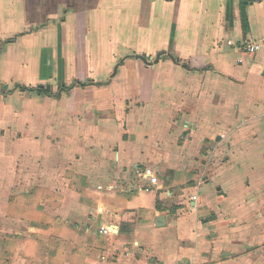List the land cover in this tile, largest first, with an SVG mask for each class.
<instances>
[{
  "label": "crops",
  "instance_id": "obj_1",
  "mask_svg": "<svg viewBox=\"0 0 264 264\" xmlns=\"http://www.w3.org/2000/svg\"><path fill=\"white\" fill-rule=\"evenodd\" d=\"M263 36L264 0H0V264H264Z\"/></svg>",
  "mask_w": 264,
  "mask_h": 264
},
{
  "label": "built area",
  "instance_id": "obj_2",
  "mask_svg": "<svg viewBox=\"0 0 264 264\" xmlns=\"http://www.w3.org/2000/svg\"><path fill=\"white\" fill-rule=\"evenodd\" d=\"M227 44L232 45L231 42H227ZM261 46H264V36L261 37L259 41H243L240 43L239 48L244 52L253 54L257 52ZM262 76L264 77V70ZM144 174L148 176L150 184L155 185L157 183V177L149 169L145 170ZM100 231L103 233L106 232L104 228H100Z\"/></svg>",
  "mask_w": 264,
  "mask_h": 264
},
{
  "label": "trees",
  "instance_id": "obj_3",
  "mask_svg": "<svg viewBox=\"0 0 264 264\" xmlns=\"http://www.w3.org/2000/svg\"><path fill=\"white\" fill-rule=\"evenodd\" d=\"M174 61L177 63V60H176V58H174ZM88 83V82H87ZM75 84H80V85H85L86 83H79V82H76ZM17 88H19V90L20 91H25V90H27L28 92H35V93H37V94H39V93H42V92H46V93H48L49 94V88H48V86H38V87H36V88H26V87H20V86H17ZM53 95V94H52ZM54 97H58V95L57 94H55V95H53Z\"/></svg>",
  "mask_w": 264,
  "mask_h": 264
},
{
  "label": "water",
  "instance_id": "obj_4",
  "mask_svg": "<svg viewBox=\"0 0 264 264\" xmlns=\"http://www.w3.org/2000/svg\"><path fill=\"white\" fill-rule=\"evenodd\" d=\"M158 57H159V56L156 57L155 61H157Z\"/></svg>",
  "mask_w": 264,
  "mask_h": 264
}]
</instances>
